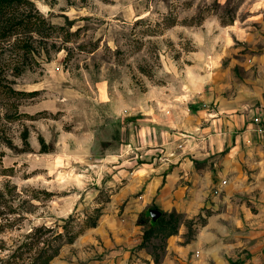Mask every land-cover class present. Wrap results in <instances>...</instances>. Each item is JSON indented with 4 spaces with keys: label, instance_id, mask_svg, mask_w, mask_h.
<instances>
[{
    "label": "rangeland",
    "instance_id": "rangeland-1",
    "mask_svg": "<svg viewBox=\"0 0 264 264\" xmlns=\"http://www.w3.org/2000/svg\"><path fill=\"white\" fill-rule=\"evenodd\" d=\"M255 118L264 0H0V264H264Z\"/></svg>",
    "mask_w": 264,
    "mask_h": 264
},
{
    "label": "trees",
    "instance_id": "trees-1",
    "mask_svg": "<svg viewBox=\"0 0 264 264\" xmlns=\"http://www.w3.org/2000/svg\"><path fill=\"white\" fill-rule=\"evenodd\" d=\"M27 137H28L27 131L24 130L22 133V139H23V143L26 146L29 145ZM39 142L41 144V148H40L41 151H48L49 150L48 145L46 144V142L42 136L39 137ZM151 207L156 208V206H151ZM147 209L145 211L141 212L139 214V218H138L139 223H147V226L144 228V232H143V238H142L143 240L147 239L151 235L153 230L158 226L159 227H165V226L167 227L168 225L172 224L173 230H175V228L179 222L178 214L175 211H170L167 213V212H164L163 210H160L161 211L160 215L157 216L155 219H153L151 217V215L148 213ZM46 262H47L46 260L43 261L44 264ZM31 264H36V263L31 262Z\"/></svg>",
    "mask_w": 264,
    "mask_h": 264
},
{
    "label": "water",
    "instance_id": "water-1",
    "mask_svg": "<svg viewBox=\"0 0 264 264\" xmlns=\"http://www.w3.org/2000/svg\"><path fill=\"white\" fill-rule=\"evenodd\" d=\"M147 210H148V213L151 215V217L153 219H155L161 213L160 209H157V208H154V207H149Z\"/></svg>",
    "mask_w": 264,
    "mask_h": 264
},
{
    "label": "built area",
    "instance_id": "built-area-1",
    "mask_svg": "<svg viewBox=\"0 0 264 264\" xmlns=\"http://www.w3.org/2000/svg\"><path fill=\"white\" fill-rule=\"evenodd\" d=\"M255 121H256V123H257V129L258 130H264V125L263 126H260V125H258L260 122H259V120H258V118H255Z\"/></svg>",
    "mask_w": 264,
    "mask_h": 264
}]
</instances>
